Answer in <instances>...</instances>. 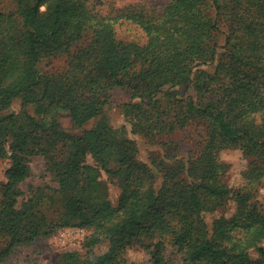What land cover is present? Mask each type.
I'll return each mask as SVG.
<instances>
[{
    "label": "trees",
    "instance_id": "obj_1",
    "mask_svg": "<svg viewBox=\"0 0 264 264\" xmlns=\"http://www.w3.org/2000/svg\"><path fill=\"white\" fill-rule=\"evenodd\" d=\"M121 21L138 26L142 40L119 38ZM61 55L66 69L41 73L43 60ZM183 87L194 95L181 94ZM115 89L131 95L123 105L131 132L165 141L149 162L139 159L127 129L107 119ZM17 99L21 110L5 115ZM58 110L75 128L96 123L70 133ZM195 119L207 124L208 139L186 159L167 138ZM227 148L249 159L236 189L224 180L228 165L220 152ZM36 156L58 186L37 187L19 207ZM6 157L0 264L18 246L60 228L93 230L84 264H122L138 244L151 264H169V245L188 264H264V209L254 201L264 186V0H170L161 12L117 14L99 13L90 0H0V158ZM110 180L120 188L116 205ZM231 200L236 214L210 225L206 213ZM103 245L106 251L95 253Z\"/></svg>",
    "mask_w": 264,
    "mask_h": 264
},
{
    "label": "rangeland",
    "instance_id": "obj_2",
    "mask_svg": "<svg viewBox=\"0 0 264 264\" xmlns=\"http://www.w3.org/2000/svg\"><path fill=\"white\" fill-rule=\"evenodd\" d=\"M170 0H90V5L101 14H117L121 10L125 11H140L142 9H151L161 12ZM8 4V1L4 2ZM45 7H42L44 10ZM118 37L126 40H142L143 31L129 21H121L116 25ZM217 40L222 46L224 44V36L219 35ZM219 55L223 52V48L218 49ZM68 66V57L61 55L57 58L45 59L40 64L41 73L45 74L51 70L62 71ZM213 67L207 70L213 71ZM52 72V71H51ZM181 94L194 95L193 88H181ZM131 102V95L124 89H115L110 98V104L106 107V116L114 128L120 129L125 127L128 135L135 139L139 147V159L142 162H149V158L153 153L161 152V145L165 142L161 139L157 141H148L139 134L131 132V124L127 121L124 114L125 103ZM22 100L17 99L11 108L6 109L3 113L8 115L10 113H17L21 110ZM29 111L34 114L32 106ZM56 119L60 120L63 128L70 133H81L84 129L91 128L95 125L96 120H92L85 125V128H75L72 119L68 116L66 111H57ZM53 117L49 116L48 120ZM207 124L202 119H195L184 129L177 130L172 133L167 139L176 143L179 149H174L175 153L185 157L186 159L195 156L199 153L201 148L207 142ZM169 143V142H166ZM9 148V144H7ZM10 153V151H9ZM221 160L228 165V170L224 175L225 182L232 188L236 189L242 187L245 183L242 173L247 169L249 159L243 155L239 148H227L220 152ZM11 160L0 158V199L2 193V185L7 181L6 170L9 168ZM32 174L20 185L23 194L19 197V207L31 195L37 187H45L50 185L57 187L58 183L54 180L53 175L47 171L46 160L43 156H36L31 162ZM107 179V175H104ZM110 199L114 205L117 204L120 188L116 182L110 180L109 182ZM254 201L264 209V186L255 193ZM236 214V204L231 200L224 208L216 211L206 213V219L210 225L212 222L225 215L228 218ZM93 230L90 228H60L49 236L41 237L29 245L18 246L13 254L2 264H62L67 256H71L74 264H84L87 260L88 253L85 248L86 239L92 234ZM106 245L96 248L95 253L99 254L105 252ZM166 257L169 264H188L184 260L183 254L176 251L172 246H168L166 250ZM66 256V257H65ZM257 252H252V257H257ZM122 264H151L150 255L140 245H134L125 251L123 255Z\"/></svg>",
    "mask_w": 264,
    "mask_h": 264
},
{
    "label": "crops",
    "instance_id": "obj_3",
    "mask_svg": "<svg viewBox=\"0 0 264 264\" xmlns=\"http://www.w3.org/2000/svg\"><path fill=\"white\" fill-rule=\"evenodd\" d=\"M16 102V101H15Z\"/></svg>",
    "mask_w": 264,
    "mask_h": 264
}]
</instances>
